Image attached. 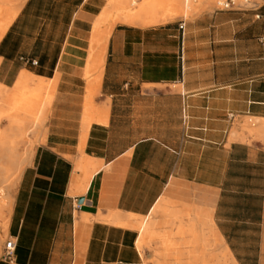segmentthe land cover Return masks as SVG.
I'll use <instances>...</instances> for the list:
<instances>
[{
  "label": "crops",
  "instance_id": "crops-1",
  "mask_svg": "<svg viewBox=\"0 0 264 264\" xmlns=\"http://www.w3.org/2000/svg\"><path fill=\"white\" fill-rule=\"evenodd\" d=\"M105 6L23 0L0 37L7 98L24 72L53 88L8 264H264V4L149 27Z\"/></svg>",
  "mask_w": 264,
  "mask_h": 264
},
{
  "label": "bare ground",
  "instance_id": "bare-ground-1",
  "mask_svg": "<svg viewBox=\"0 0 264 264\" xmlns=\"http://www.w3.org/2000/svg\"><path fill=\"white\" fill-rule=\"evenodd\" d=\"M215 1L216 0H106V6L103 13H113L116 16V19L121 23L149 27L165 24L180 15H193L206 8L212 7ZM18 9L19 7H13L10 10L0 11V37L16 15ZM20 80L21 81L17 83V89L20 92L27 88L41 91L47 85L46 82L37 80L27 72L23 73ZM4 89L5 88L0 85V96L5 94ZM5 118L10 119V132L3 133V136L0 134V182L2 185L9 180H11L12 183L15 182L16 177L19 175L23 165L27 161V157L18 156L15 149L18 142L24 141V134L26 133V131H23L20 127L15 131L12 130V126L16 125L18 127L20 119H14L8 116H5ZM256 123L257 125L260 124L259 121L248 120L245 125L253 127ZM263 127L264 122L262 123V127L257 129L259 131L258 135L260 136L264 135V133L260 132ZM9 187L10 185H4V187L0 189V219L4 218V210L7 211L10 208L11 197ZM143 225L144 223H141V226ZM144 230L145 227L143 226L142 231ZM141 235L143 237L142 244H144L145 234L142 232L140 237ZM139 243L140 238L136 246L141 249V244ZM219 261H225L223 264H230L228 253L221 251V255L217 258L216 262L218 263Z\"/></svg>",
  "mask_w": 264,
  "mask_h": 264
},
{
  "label": "rangeland",
  "instance_id": "rangeland-1",
  "mask_svg": "<svg viewBox=\"0 0 264 264\" xmlns=\"http://www.w3.org/2000/svg\"><path fill=\"white\" fill-rule=\"evenodd\" d=\"M22 2H23V0H0V11H6V10H10L13 7H19ZM216 2H217V0L214 2L212 7L206 8L200 12H197V14H195V15H189V16L180 15V16L176 17L177 19L175 18L174 20H178V19L189 20V19H192L195 16H198L204 12H211V11L217 9V7H218V6H214V5H217ZM21 69H23V68H21ZM23 91H24L23 95L18 100L17 99L13 100L14 97H16L18 94L14 87L8 93V98L11 99L10 101L6 97V94H2V96H0V134H1V136H3V133H5V132L9 133L10 132V130H9L10 129V125H9L10 119L5 118V116H8V117H11L14 119L15 118L20 119V123L18 124V127L16 125L12 126V130L15 131L16 129H18L20 127V129H22L23 131H26V133L24 134V139H23L24 141L18 142L15 149H16V154L18 156L27 157V161H26V163H27L31 154H32L34 147L41 141L43 124L45 121L46 111H47V108L49 106L52 94H53V88L48 87L47 89H44V90L42 89L41 91H36L37 93L34 91H30V93H29L28 89L27 90L24 89ZM28 98H29V101L32 103V107L29 111L30 112L29 116H27V118H26L25 114L23 115V113L16 112L15 110L17 109L16 108V101L17 102H28V100H27ZM47 99H48V104L46 107L45 104H46ZM45 108H46V110H45ZM44 112H45V114H44ZM26 114H27V112H26ZM43 115H44V119H43ZM23 117L26 118L27 120H25ZM42 119H43V121H42ZM22 123L24 126L22 125ZM246 133L249 136V133L248 132H246ZM250 134L253 137L249 136V139H256V134L254 132H251ZM18 176L16 177V181L13 183L11 182V180H9L7 183H5L3 185L0 182V189L2 187H4V185L5 186L10 185L9 193H10L11 198H12V194L14 192L15 186H16ZM10 204H11V201H10ZM9 209L7 211L4 210V212H3L4 218L0 219V259L1 260H2L1 253H2L3 243L7 238H9L7 236V230H6ZM142 235L140 237V243L139 244H141V246H147L148 247L149 243L148 244H145V243L142 244L143 243L142 242V239H143ZM153 251H154V255H155L156 254L155 249H153ZM157 255H160V253L158 252ZM3 261L8 264L7 261H5V260H3Z\"/></svg>",
  "mask_w": 264,
  "mask_h": 264
},
{
  "label": "built area",
  "instance_id": "built-area-1",
  "mask_svg": "<svg viewBox=\"0 0 264 264\" xmlns=\"http://www.w3.org/2000/svg\"><path fill=\"white\" fill-rule=\"evenodd\" d=\"M264 4V0H217V9L219 10H245V9H252L257 10ZM184 21L181 20L178 24L179 29H183ZM24 63H29L31 65H35V60H26L23 59ZM14 247L15 241L13 238H7L2 247L1 257L2 260L7 261L10 263L13 260L14 256Z\"/></svg>",
  "mask_w": 264,
  "mask_h": 264
},
{
  "label": "water",
  "instance_id": "water-1",
  "mask_svg": "<svg viewBox=\"0 0 264 264\" xmlns=\"http://www.w3.org/2000/svg\"><path fill=\"white\" fill-rule=\"evenodd\" d=\"M78 202H80L81 201V198H78V200H77Z\"/></svg>",
  "mask_w": 264,
  "mask_h": 264
}]
</instances>
